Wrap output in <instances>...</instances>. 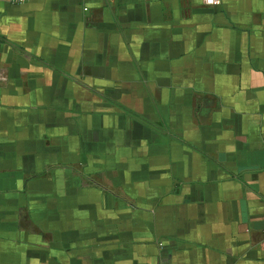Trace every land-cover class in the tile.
Returning a JSON list of instances; mask_svg holds the SVG:
<instances>
[{"label": "crops", "instance_id": "crops-1", "mask_svg": "<svg viewBox=\"0 0 264 264\" xmlns=\"http://www.w3.org/2000/svg\"><path fill=\"white\" fill-rule=\"evenodd\" d=\"M0 264H264V0H0Z\"/></svg>", "mask_w": 264, "mask_h": 264}, {"label": "built area", "instance_id": "built-area-1", "mask_svg": "<svg viewBox=\"0 0 264 264\" xmlns=\"http://www.w3.org/2000/svg\"><path fill=\"white\" fill-rule=\"evenodd\" d=\"M27 0H12V3L14 4H23L25 3ZM113 1V0H111ZM203 2L206 4V5H209V6H214L216 5L219 0H203Z\"/></svg>", "mask_w": 264, "mask_h": 264}]
</instances>
